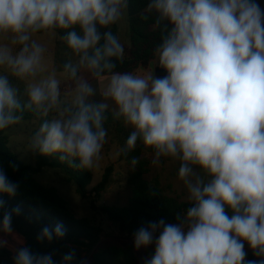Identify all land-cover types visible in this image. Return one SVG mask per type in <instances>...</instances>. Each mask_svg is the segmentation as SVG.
I'll use <instances>...</instances> for the list:
<instances>
[{"label":"clouds","instance_id":"1","mask_svg":"<svg viewBox=\"0 0 264 264\" xmlns=\"http://www.w3.org/2000/svg\"><path fill=\"white\" fill-rule=\"evenodd\" d=\"M127 7L128 0H0V130L33 113L42 122L29 148L91 169L107 142L111 109L132 129L120 152L140 141L153 149L154 165L178 160L191 205L176 224L161 219L134 232L137 249L155 244L145 264H264V9L256 0H149L161 30L154 54L167 72L157 78L115 70L125 49L111 26ZM57 30H65L60 39L73 57L61 66L63 81L34 39ZM9 77L23 83L26 101ZM17 189L0 167V193ZM19 211H6L0 229L11 232ZM64 235L57 223L38 239ZM244 242L258 260L245 261ZM73 258L65 254L64 264ZM14 261L54 264L51 254L27 247Z\"/></svg>","mask_w":264,"mask_h":264},{"label":"trees","instance_id":"2","mask_svg":"<svg viewBox=\"0 0 264 264\" xmlns=\"http://www.w3.org/2000/svg\"><path fill=\"white\" fill-rule=\"evenodd\" d=\"M148 3L149 0H128L131 47L124 52L122 60L117 62L116 71L136 72L140 67L148 68L156 58L154 49L161 40V30L155 24L154 14L147 11ZM111 31L119 38L117 23L111 26ZM57 32L65 35V30ZM166 75L164 68H156L155 77ZM107 116L104 127L108 134H121L118 136L123 148L132 129L119 128V122L113 118L111 110ZM9 142L6 129L0 130V167L11 181L18 184L14 196L0 193V200L5 202L0 207V222L6 211L18 207L19 213L12 214L11 232L23 236L25 247L34 254H51L54 264H64L63 257L69 252L74 253L70 264H145L154 255L155 248L147 252L145 258H141L134 246V232L149 222L161 219L165 223L176 224L177 213L183 214L191 206L188 201L166 193L159 180H147L152 161L146 146L140 141L127 155L120 153V161L125 164L126 189L130 192L128 204L102 208L97 206V198L113 182V164L106 167L100 180H96L92 168L80 169L77 167L78 161L61 160L60 153L42 158L36 166L26 163L11 150ZM151 152H154L153 149ZM133 157L138 160L135 167L131 164ZM45 167L59 169L69 182L75 183L78 194L90 200L94 210H101L108 221L117 226L123 242L103 241L101 227L94 225L88 218L75 216L56 188L39 182L36 176ZM225 211L231 217L232 212ZM57 223L64 226L65 235L62 238L53 237L51 241L38 239L45 226L53 227ZM84 252L88 253V261L83 257ZM14 257L10 250L0 244V264H15ZM251 260L258 259L251 254L246 256L245 261Z\"/></svg>","mask_w":264,"mask_h":264},{"label":"rangeland","instance_id":"3","mask_svg":"<svg viewBox=\"0 0 264 264\" xmlns=\"http://www.w3.org/2000/svg\"><path fill=\"white\" fill-rule=\"evenodd\" d=\"M128 18V17H127ZM122 19V18H121ZM119 20L118 25L120 27V41L129 43L130 27L128 19L126 21ZM61 34L56 32L52 33H37L34 36L38 42L45 45L47 48L46 52V64L49 70L55 69L57 71L58 78L62 71V64L73 57L70 55V50L67 48L66 43L60 39ZM131 43V42H130ZM136 72H154L152 68H139ZM0 74H3L0 72ZM87 75V74H85ZM155 76V74H153ZM10 82L13 86L20 89V99L22 102L26 101V96L23 93V83L9 77ZM94 86L98 89L102 86L93 82ZM65 84L62 82L61 88L62 92L64 90ZM93 99L100 100L101 97L99 93ZM111 110V109H110ZM54 115V113L50 114ZM49 117V118H50ZM118 120V119H115ZM41 118L37 117L35 114L30 112H25L23 120L17 124L10 126L6 129V134L9 137V146L11 150L18 154L22 160L26 163L32 164L34 166L38 165V162L48 156L42 155L38 151H34L29 148V141L32 134L39 128L41 123ZM119 128H128L121 119L118 120ZM118 133V132H117ZM118 135H121L118 133ZM111 133L107 135V142L105 143L100 158L95 162L92 167L96 180H100L104 170L107 166L113 164L115 166V173L113 174V182L109 188L101 194V197L97 198V206L102 208L103 206H125L128 204L130 198V192L126 189V177H125V164L120 161V149H122L121 139L119 136ZM151 161L154 158V152H151L150 147H146ZM179 161L174 160L171 157H161L159 164H151V171L146 176L147 180L155 181L159 180L161 186L170 195L177 196L183 201L187 200V190L183 182L178 178V168ZM37 180L47 187H54L58 190L61 196L66 200L69 208L73 214L79 218H88L94 225L99 226L103 229L102 240L111 242H123L121 233L117 226L113 225L108 221L107 217L103 214L101 210H94L91 206L90 200L82 198L77 191V185L71 183L67 180L64 173L59 169L45 167L43 171L36 176ZM226 210L232 212L230 208L226 207ZM3 231L2 229H0ZM16 242H12L9 239L0 235V239L4 242H8L9 246L14 251H18L20 248L26 244L24 237L18 233L5 232ZM156 235H159L157 233ZM155 244H151L147 247H141L137 249L138 254L141 258H145L147 252L153 250ZM83 257L88 261V253L84 252Z\"/></svg>","mask_w":264,"mask_h":264},{"label":"crops","instance_id":"4","mask_svg":"<svg viewBox=\"0 0 264 264\" xmlns=\"http://www.w3.org/2000/svg\"><path fill=\"white\" fill-rule=\"evenodd\" d=\"M258 4L260 5V7L262 8V9H264V0H259V2H258ZM128 17V13H127V9L124 11V15L122 16V19L121 20H124V21H126V19H128L127 18ZM128 23H129V21H128ZM117 25H118V22H117ZM118 29H119V39H120V27H119V25H118ZM129 37H130V35H129ZM130 40V39H129ZM123 45H124V49H125V51L124 52H126V51H128L129 49H130V47H131V43H130V41H129V43H123V42H121ZM149 67L150 68H152L153 70H154V72H153V74H155V71H156V68H158V67H161L159 64H158V62L156 61V58L150 63V65H149ZM148 67V68H149ZM140 68H143V67H140ZM162 68V67H161ZM244 250H245V252L247 253V255L246 256H248L249 254H251V255H253L254 257H256V259H259V257H257L256 255H254V252H253V250L249 247V245L247 244V242L246 243H244ZM246 258V257H245Z\"/></svg>","mask_w":264,"mask_h":264},{"label":"built area","instance_id":"5","mask_svg":"<svg viewBox=\"0 0 264 264\" xmlns=\"http://www.w3.org/2000/svg\"><path fill=\"white\" fill-rule=\"evenodd\" d=\"M14 233H17V232H14ZM18 234H19V233H18ZM0 235L3 236V237H5V238H7V239H9V240L12 241V242H16V241H15L13 238H11L8 234L4 233V231H1V230H0ZM22 237H23V236H22ZM0 244H1L2 246H4L5 248H7L8 250H10V251L13 253L14 256L16 255V252H17V251L12 250V248L9 246L8 242H4L3 240L0 239ZM23 247H25V244L23 245Z\"/></svg>","mask_w":264,"mask_h":264}]
</instances>
